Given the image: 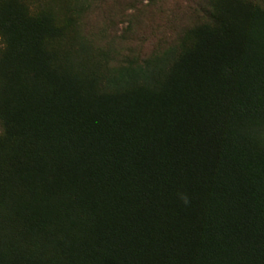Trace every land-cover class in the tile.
<instances>
[{
    "label": "trees",
    "instance_id": "trees-1",
    "mask_svg": "<svg viewBox=\"0 0 264 264\" xmlns=\"http://www.w3.org/2000/svg\"><path fill=\"white\" fill-rule=\"evenodd\" d=\"M162 1L0 0V264H264V0Z\"/></svg>",
    "mask_w": 264,
    "mask_h": 264
},
{
    "label": "rangeland",
    "instance_id": "rangeland-1",
    "mask_svg": "<svg viewBox=\"0 0 264 264\" xmlns=\"http://www.w3.org/2000/svg\"><path fill=\"white\" fill-rule=\"evenodd\" d=\"M158 2V4H160V5H162L163 7H165V5L167 4V2H163L162 0H157ZM182 2H185L184 0L182 1ZM148 3H149V0H144V5H146V9L147 8H149L148 7ZM174 3V2H173ZM187 3V1L185 2V3H183V6H184V4H186ZM169 7L171 8L172 7V5L169 3ZM144 8V9H145ZM171 9H173V8H171ZM158 10H160V8H158ZM149 11V10H148Z\"/></svg>",
    "mask_w": 264,
    "mask_h": 264
}]
</instances>
